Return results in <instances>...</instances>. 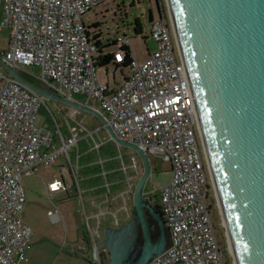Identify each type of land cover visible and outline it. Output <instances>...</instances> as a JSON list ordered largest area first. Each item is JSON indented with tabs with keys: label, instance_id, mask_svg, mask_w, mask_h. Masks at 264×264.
<instances>
[{
	"label": "built area",
	"instance_id": "2783aa9c",
	"mask_svg": "<svg viewBox=\"0 0 264 264\" xmlns=\"http://www.w3.org/2000/svg\"><path fill=\"white\" fill-rule=\"evenodd\" d=\"M111 1L0 0V29L11 32L9 50L0 53V264H17L16 257L27 250L33 237L32 228L18 216L26 202L25 175L52 165L65 154L70 167L64 168V173L82 201L84 195L78 178L80 166L70 156L79 140L75 135L64 137L60 128L58 135L46 134L37 125L47 98L16 79L1 61L32 79L34 85L100 112L107 123L97 132L111 128L121 140L169 165V182L144 190L150 204L153 195L159 194L170 233L169 246L149 264H229L215 225L211 207L213 197L216 199L215 185L173 17L161 9L159 17L150 21L156 51L143 63L130 53L129 74L120 88L112 89L99 80L100 56H112L111 63L122 66L128 59L123 48L131 49V38L120 36L118 50L100 53L97 30L83 19ZM136 156L130 168L137 181L144 168ZM64 173L62 181L46 187L51 200L59 192L69 193ZM127 184L133 192L129 177ZM104 203L93 201L98 212L91 215L83 201L94 259L100 263L97 239L102 216L112 214L119 227L117 213L104 211ZM54 207L49 211L52 221H65L60 209ZM93 220L97 228H93Z\"/></svg>",
	"mask_w": 264,
	"mask_h": 264
},
{
	"label": "water",
	"instance_id": "95a60500",
	"mask_svg": "<svg viewBox=\"0 0 264 264\" xmlns=\"http://www.w3.org/2000/svg\"><path fill=\"white\" fill-rule=\"evenodd\" d=\"M170 5L236 264H264V0H170ZM1 63L47 99L107 123L93 108L34 85ZM107 132L117 145L135 150L143 163L134 205L135 232L142 230L144 245L132 264H149L166 250L168 242L153 241L147 216L150 212L166 228L163 217L144 197L151 161L139 146L121 140L111 128ZM109 231L114 235L111 240L113 235L108 234L106 240L111 264H128L138 241L121 239L130 230Z\"/></svg>",
	"mask_w": 264,
	"mask_h": 264
},
{
	"label": "rangeland",
	"instance_id": "374dc122",
	"mask_svg": "<svg viewBox=\"0 0 264 264\" xmlns=\"http://www.w3.org/2000/svg\"><path fill=\"white\" fill-rule=\"evenodd\" d=\"M161 4L167 10V13L172 15L169 0H158V2L157 0H112L111 2L101 4L95 10L87 13L83 19L87 25L100 23L97 32L101 35L102 45L104 47L111 45L107 51L118 50L119 47L114 46L115 40L126 34L131 38L133 56L140 63H143L148 60L150 53H154L157 49V44L150 35V13L152 12L154 18H158L160 13L158 6L160 7ZM120 12L123 13L124 18H122ZM137 19H140L143 25L146 39H143L135 32V21ZM10 37V30L0 29V53H5L9 50ZM32 70L37 69L34 68ZM97 71L99 80L108 83L112 89L120 88L124 84L125 77L129 74V68L117 67L114 63L107 66H99ZM76 98L81 99L80 97ZM37 125L46 134L52 133L53 135H58L60 127L61 132L66 133V137H70L71 135L77 137L79 143L71 149L70 156L73 162L76 165L78 163L80 166L78 178L80 187L84 191L83 201L88 213L95 215L98 212L92 205L93 201H96L98 204L105 201L102 205L103 210L117 213L119 220L118 228L130 230L123 237L120 235L121 239L127 243L138 241L139 233L135 232L136 220L133 208L135 207V189L139 180L136 181L130 168L132 158L136 155L138 157V153L133 149H124L120 146L123 156L127 157L126 163L128 162V158L130 160L127 163L128 177L131 178L133 192L127 182L125 188L122 190L115 191L112 185L107 189L105 178L103 176H100L99 179L92 177L87 168L88 157L86 156V152L97 149L102 144L107 145L111 140L107 131L101 130L97 132L99 122L95 116L77 108L47 99V106L43 105L38 113ZM78 156H81L79 160ZM149 158L152 165L150 177L152 179H149L145 188H161L170 180L169 165L158 156L150 155ZM69 167V158L63 154L52 165L48 167L40 166L33 174L24 176L22 183L26 192V202L18 216L25 224L32 228L33 237L27 250L22 255L16 257L17 264H111L112 252L108 248L102 247L100 238L97 239L98 250L100 252L104 251L102 252L104 254L100 256L101 263L94 259V246H89L86 241V238H88L86 232L90 233L89 226L84 219L83 201L76 195V188L69 183V177L64 173V168L68 169ZM63 173L69 184V193L59 192L56 194L55 199L51 200L47 195L46 187L52 182L62 181ZM109 183L113 182L109 181ZM154 196L159 197V194L153 195L151 205L157 203V198ZM215 196L218 208L215 219L220 218L221 225L219 224V227L221 226L223 229V231L217 229L219 240L226 247V252L228 253L226 255L227 259L229 256L228 263L231 261V263L235 264V257L216 187ZM54 205L65 216V221L60 223L52 221L49 211L55 209ZM148 217L150 225L154 230L153 241L159 243L162 238L168 241L170 236L166 228L163 230L160 222L153 215H149ZM115 223L116 219L112 214L102 216L100 233L103 235L108 228H115ZM92 225L95 228L97 225L96 220L92 221ZM108 234L109 237L113 235L111 231ZM113 237L114 235L111 237V240ZM143 245L137 243L136 248H140L142 252Z\"/></svg>",
	"mask_w": 264,
	"mask_h": 264
},
{
	"label": "trees",
	"instance_id": "16d2710c",
	"mask_svg": "<svg viewBox=\"0 0 264 264\" xmlns=\"http://www.w3.org/2000/svg\"><path fill=\"white\" fill-rule=\"evenodd\" d=\"M157 2H158V0H157ZM134 4H135V2H134ZM160 7L158 6L159 12H160L161 9H164L162 4L160 5ZM120 10H121V8H120ZM120 14H121L122 18H124L123 13L120 12ZM153 19H154V16H153V14L151 12L150 13V21L153 20ZM99 26H100V23L98 22V23L93 24L92 28L97 30V28ZM135 32H136L137 35L141 36L143 39L144 38L146 39V37L144 36V28H143V25H142L140 19H137L135 21ZM100 36H101L100 33L96 32L95 39L99 40L97 42V46L99 47V52L103 53V52L107 51L108 47H111V45H107V46L104 47L102 45V43H101V37ZM114 46H116V40H115ZM123 49L128 54L127 62L124 63L122 66H120V65H116V66L117 67L128 68L129 63H130L129 55H130V53H132V51L128 47H124ZM111 60H112V56H110V57L100 56L99 66H107V65H109L111 63ZM24 78L27 81H29L30 83L35 84L34 81L32 79H30L29 77L24 76ZM96 119L99 122V127L98 128L99 129L102 128V125H103L102 122L98 118H96ZM60 130H61V128H60ZM61 133H62V135L64 137H66L65 136L66 133L64 134L63 131ZM120 148L121 147L119 145H117L111 139L109 144H107V145L106 144L105 145L102 144V145H100V147H97V149H94L92 151H87L86 152V156L88 157L87 168L90 171L92 177H96L97 179H99L100 176H103L105 178V182L106 183H109V181L113 182V183H111V184L109 183V184H110V187L112 185V188L115 191L122 190L123 188H125L126 182H127V178H128V174H129L127 163L130 162V160L128 158V162L126 163V160H127L126 158L127 157L123 156ZM123 148L126 149L125 147H123ZM80 157H79V159H80ZM104 173H105V175H104ZM156 198H157V203L155 205H152V207L154 208L156 213H158L160 216L163 217V213H162L161 206H160V198L158 196ZM211 207H212V210H213V213H214V220H215L216 228L217 229H221L223 231L222 227L221 226L219 227V224L221 225V222L219 220L220 218L219 219H215V215L217 216V213H218V208H217L216 199L214 197H213V200H212ZM133 210H134V215L136 217L135 207L133 208ZM147 215L149 216V215H151V213L147 212ZM148 219H149V217H148ZM163 221L165 223L164 218H163ZM149 223H150V220H149ZM165 226H166V223H165ZM166 230L168 231L167 227H166ZM86 235H87V232H86ZM153 235H154V233L152 231V237H153ZM169 236H170V233H169ZM86 241L89 244V246H92L90 238L89 239L86 238ZM137 243L139 245H143L144 244V235H143L142 230H140V232H139L138 242ZM169 244H170V237H169V240L167 242L166 247H168ZM224 248L226 250V247H224ZM103 257H105V256H103ZM228 259H229V256H228ZM229 264H231V261H230Z\"/></svg>",
	"mask_w": 264,
	"mask_h": 264
},
{
	"label": "crops",
	"instance_id": "0c3cea01",
	"mask_svg": "<svg viewBox=\"0 0 264 264\" xmlns=\"http://www.w3.org/2000/svg\"><path fill=\"white\" fill-rule=\"evenodd\" d=\"M55 206V205H54ZM91 215H93V214H91ZM94 221V220H93ZM97 222V221H96ZM97 226H98V224L95 226L96 228H97ZM100 226H101V223H100V225H99V238H100V240H101V242H100V244L102 245V247L103 248H105V249H107L108 247H107V244H106V240H107V235H108V232H109V230L110 229H117L118 227L117 226H115V228H108L107 230H106V232L102 235L101 233H100ZM89 232V231H88ZM87 237H88V239L90 238V235H89V233H87ZM105 237V239L103 240V238ZM80 240L82 241V239L80 238ZM83 242V241H82ZM91 245H92V241H91ZM102 248V249H103ZM102 252H104L103 250H102ZM104 254V253H103ZM106 255V254H105ZM107 258V257H106Z\"/></svg>",
	"mask_w": 264,
	"mask_h": 264
},
{
	"label": "flooded vegetation",
	"instance_id": "af4514ba",
	"mask_svg": "<svg viewBox=\"0 0 264 264\" xmlns=\"http://www.w3.org/2000/svg\"><path fill=\"white\" fill-rule=\"evenodd\" d=\"M154 233V230H153ZM117 243H120L117 242ZM115 245H112V247H114ZM141 254L140 248H136V246L130 251L129 259H128V264H132L133 262H135V260L138 258V256Z\"/></svg>",
	"mask_w": 264,
	"mask_h": 264
},
{
	"label": "bare ground",
	"instance_id": "6f19581e",
	"mask_svg": "<svg viewBox=\"0 0 264 264\" xmlns=\"http://www.w3.org/2000/svg\"><path fill=\"white\" fill-rule=\"evenodd\" d=\"M169 3H170V0H169ZM170 8H171V5L169 4ZM171 13H172V9H171ZM173 16V14H172ZM173 23H174V20H173ZM235 264H236V261H235Z\"/></svg>",
	"mask_w": 264,
	"mask_h": 264
}]
</instances>
